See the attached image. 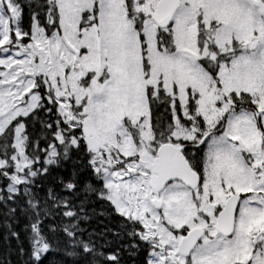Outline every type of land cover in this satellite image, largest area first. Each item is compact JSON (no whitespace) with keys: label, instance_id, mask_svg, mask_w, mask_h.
Masks as SVG:
<instances>
[{"label":"snow or ice","instance_id":"obj_1","mask_svg":"<svg viewBox=\"0 0 264 264\" xmlns=\"http://www.w3.org/2000/svg\"><path fill=\"white\" fill-rule=\"evenodd\" d=\"M0 227L21 264H264V0H0Z\"/></svg>","mask_w":264,"mask_h":264},{"label":"trees","instance_id":"obj_2","mask_svg":"<svg viewBox=\"0 0 264 264\" xmlns=\"http://www.w3.org/2000/svg\"><path fill=\"white\" fill-rule=\"evenodd\" d=\"M4 235L5 230L0 227V264H21L19 257L12 251L15 240H5Z\"/></svg>","mask_w":264,"mask_h":264}]
</instances>
